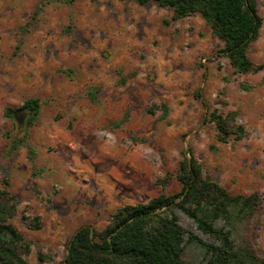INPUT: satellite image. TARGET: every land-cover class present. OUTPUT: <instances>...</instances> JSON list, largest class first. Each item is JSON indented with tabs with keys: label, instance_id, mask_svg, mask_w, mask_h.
<instances>
[{
	"label": "rangeland",
	"instance_id": "rangeland-1",
	"mask_svg": "<svg viewBox=\"0 0 264 264\" xmlns=\"http://www.w3.org/2000/svg\"><path fill=\"white\" fill-rule=\"evenodd\" d=\"M255 1L263 25L249 57L264 66ZM173 15L133 0H0V186L18 202L29 264H62L80 228L101 233L117 210L179 194L191 155L231 194H261L264 258V69L236 72L201 14ZM30 99L40 115L22 130L6 111ZM215 110L236 113L245 137L219 142ZM184 259L205 264V250L190 245Z\"/></svg>",
	"mask_w": 264,
	"mask_h": 264
},
{
	"label": "trees",
	"instance_id": "trees-1",
	"mask_svg": "<svg viewBox=\"0 0 264 264\" xmlns=\"http://www.w3.org/2000/svg\"><path fill=\"white\" fill-rule=\"evenodd\" d=\"M141 5L151 2L171 8L173 21L201 14L213 35L225 43L224 54L232 68L240 74L258 73L249 57L250 45L260 37L263 20L255 0H133ZM162 120L169 109L162 106ZM39 99L27 100L22 107L8 109L11 117L17 111L31 127L40 115ZM218 141L232 137L242 140L246 131L237 124L236 113L218 110L210 113ZM23 142V141H22ZM182 191L173 196L153 198L148 204L125 206L112 216L110 225L101 233L91 226L80 228L68 246L62 264H188L184 257L188 246L205 250V264H264L255 250L263 198L259 192L249 196L233 195L204 176L202 166L191 155L180 165ZM180 211L208 236L210 243L180 224ZM18 202L0 186V264H29L32 245L13 225ZM34 219V229H40Z\"/></svg>",
	"mask_w": 264,
	"mask_h": 264
},
{
	"label": "water",
	"instance_id": "water-1",
	"mask_svg": "<svg viewBox=\"0 0 264 264\" xmlns=\"http://www.w3.org/2000/svg\"><path fill=\"white\" fill-rule=\"evenodd\" d=\"M13 116L15 118H17L18 124H19V126H20V128L22 130L27 128V126H26V117L22 116L20 111H17L16 113H14Z\"/></svg>",
	"mask_w": 264,
	"mask_h": 264
}]
</instances>
